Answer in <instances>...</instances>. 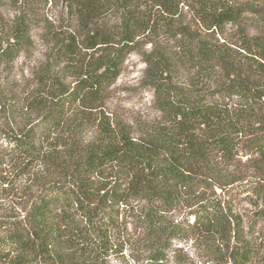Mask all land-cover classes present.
<instances>
[{
    "label": "trees",
    "instance_id": "trees-1",
    "mask_svg": "<svg viewBox=\"0 0 264 264\" xmlns=\"http://www.w3.org/2000/svg\"><path fill=\"white\" fill-rule=\"evenodd\" d=\"M64 1L79 30L55 36L47 66L60 71L40 67L36 89L0 100V264H101L127 216L150 237L138 264H164L171 241L187 235L211 264H264V0L196 5L208 29L245 15L260 28L237 51L172 31L175 60L193 62L201 84L176 85L175 62L160 55L151 76L160 115L139 133L113 123L103 102L140 37L180 26V0ZM107 8L119 12L114 24L100 22ZM31 42L23 17L8 26L0 13V66ZM177 208L182 221L168 216Z\"/></svg>",
    "mask_w": 264,
    "mask_h": 264
},
{
    "label": "rangeland",
    "instance_id": "rangeland-1",
    "mask_svg": "<svg viewBox=\"0 0 264 264\" xmlns=\"http://www.w3.org/2000/svg\"><path fill=\"white\" fill-rule=\"evenodd\" d=\"M107 1L108 5L114 2V0ZM200 1L221 2L222 0H180L179 13L172 25L180 26L174 29L171 27L169 33L153 32L139 38L136 50L127 56L121 74L110 87L103 102L102 111L113 123H122L131 131L139 133L143 124L159 117L160 112L155 106V91L151 84V76L154 73V63L163 53L165 58L175 62L171 79L176 85L194 87L201 84L197 66L193 62L175 60L180 56L178 49L180 39L179 34L174 38L172 31L176 32L181 27H185L193 45H197L198 40L208 39L212 44L223 43L237 51L242 34L251 35L260 28L255 18L245 15L239 25L227 23L220 29H208L196 18L195 7ZM145 2L147 0H131V4L141 6ZM229 2L232 3L230 0ZM243 2L245 0L233 1L235 4ZM0 13L8 26L12 25L19 16L23 17L29 25L32 40L30 48L21 52L13 64L0 66V100H4L36 89L40 67H53L54 71H60L62 63L52 60L47 66L55 36L77 32L79 28L74 10H70L64 0H0ZM118 16L117 9L107 8L100 22L114 24ZM236 55L239 56L240 52ZM68 79L70 78H67V81ZM23 113L19 108L16 121H20V124L24 122L19 118L25 117ZM95 124L86 125L83 129L82 134L86 139L95 135L97 130ZM245 158L243 156L242 161ZM242 208H249L247 201L239 202L238 209L242 210ZM184 214L185 210L177 208L170 211L168 216L175 221H182ZM125 220V234L127 233L126 236L124 234L125 239L116 240L117 252L103 259L101 264H138L136 260L138 255L143 252L146 245H149L150 237L145 236V229L140 220L133 216H127ZM164 264H211V262L199 238L187 235L171 241L168 259Z\"/></svg>",
    "mask_w": 264,
    "mask_h": 264
}]
</instances>
